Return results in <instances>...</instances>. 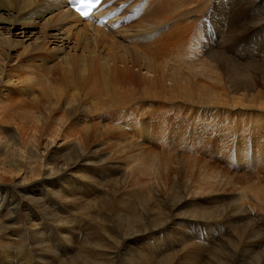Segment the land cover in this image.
<instances>
[{
  "label": "rangeland",
  "instance_id": "1",
  "mask_svg": "<svg viewBox=\"0 0 264 264\" xmlns=\"http://www.w3.org/2000/svg\"><path fill=\"white\" fill-rule=\"evenodd\" d=\"M229 1L222 3L226 11ZM221 18L219 12L210 18L214 33ZM48 21L22 20L14 34L31 46L45 31L54 56L70 54L90 68L76 73L81 85L61 83L50 73L51 83L44 79L47 86L36 90L40 97L57 93L81 105L64 133L61 112L53 114L41 145L34 130L32 137L16 119L0 116V264H264V28L228 44L221 32L212 33L202 37L196 57L182 52L193 66L168 71L198 76L185 84L195 94L191 103L172 99L171 91L141 95L146 88L133 74L147 80L151 74L113 64L126 52L113 48L117 35H98L80 48L74 34L81 26L50 20L45 30ZM223 25L229 26L226 17ZM53 30L62 32L68 48L53 44ZM209 49L230 59L212 61V79H204ZM22 51L12 45L10 54L16 59ZM0 54L5 57L1 47ZM98 63L110 72L99 76ZM119 72L124 82L116 85ZM19 85L0 90L1 104L18 112L19 106L28 109L20 103L27 96L16 90ZM128 94L134 98L128 104L110 99ZM49 141L52 147H44Z\"/></svg>",
  "mask_w": 264,
  "mask_h": 264
},
{
  "label": "bare ground",
  "instance_id": "2",
  "mask_svg": "<svg viewBox=\"0 0 264 264\" xmlns=\"http://www.w3.org/2000/svg\"><path fill=\"white\" fill-rule=\"evenodd\" d=\"M223 2L224 0H104L102 3L103 8L98 14L115 11L116 14L110 22L119 20L121 23L117 27L106 25L99 27L89 21L80 19L70 10L67 0H0V47L5 54V57L0 59L5 62L4 64L0 63V90L3 89L2 87L18 81L20 85L16 90L27 96L25 99L21 98L20 103L28 107L26 109L24 106H19L18 112L11 104H1L0 100V108L2 109L0 116L4 120L16 119L23 126L24 132H28L30 129L32 137L34 130V138L37 140L38 145H41L42 136L54 113H62L63 121L60 123L59 131L64 133L69 125V120H73L77 109L81 106L75 101L68 103L67 99L57 93L52 99H46L44 96L40 97L38 95L36 90L39 88L44 89L47 86L44 82L49 81L54 73L57 74L56 79L60 77L61 83L70 82V79H72L76 86L81 85L82 81L79 82L76 79V73L88 71L90 63L87 60L70 56V54L60 58L54 56L53 48L50 50L47 48L45 31H43L44 36L38 38L31 46L25 45L24 41L14 34V30L22 23V20L27 21L34 16H37L40 20H49L43 25L45 30L50 20H56L66 25L75 23L73 26L76 24L81 26L80 30L74 34L77 35V42L81 41L80 48H83L84 43L91 44L92 38L97 40L98 35L110 39L112 38L107 33L117 35V39L112 40L113 44L116 45L113 48L118 49L121 46L126 52H119L117 56L113 54L115 56L113 64L118 61L123 63L127 70L130 66L136 67L137 71L144 70L151 74L150 80L145 79L139 72L133 74L139 85L146 88L141 95L162 97L171 91L170 96L172 99L187 98L191 103H194L192 99L195 94H189L185 84L195 83L194 80H197L198 76H177V72L174 73L168 70H171L176 64L193 66L194 63L185 62L181 58V54L184 52L188 56L196 57L197 52L195 50L196 47H199L202 37H207L215 32L213 23H210V18L215 19L218 12L222 16L217 21L219 30L216 29L214 34L221 32V39H224L225 44H228L227 41L232 38L244 36L246 32L253 28H256L253 30L257 31L264 28V0H230L227 3L231 6L229 11L225 10ZM239 3L241 4L235 7ZM250 10H253L252 15ZM204 17H207L205 23H203ZM225 17L229 22L227 28H224L223 25V18ZM24 23V27H27V22ZM83 23H86V25ZM69 28L71 29V26ZM70 29L69 31L72 30ZM53 32L51 34L53 35L51 37H55L52 41L53 44L59 45L60 48H68V41H65L62 32L60 30H53ZM251 32L253 31L251 30ZM27 33L25 32V36ZM90 33L92 34L87 36ZM33 34L35 33L32 32L31 35ZM193 35L194 39L189 41ZM29 38L27 36V40ZM12 45L23 49L16 59H13L14 56L10 54ZM193 46L194 50H192ZM76 47L79 46L76 45ZM89 50H93V48L89 46ZM105 56L111 58V54L105 53ZM222 56L225 57L224 61L230 59L218 49L207 51V57L202 59L203 62L208 60L203 65L204 79H212V61L221 60ZM51 58L60 59L59 63L62 64L58 63L52 67L45 64V61H50ZM11 62L13 64L10 66ZM9 66L12 69H8ZM106 66L107 64L103 63L97 64L95 71L99 72V76L110 72ZM216 66L214 64V67ZM13 69L15 73H13ZM127 70L124 68L120 72L126 73ZM19 71L27 72L29 76L21 78ZM120 72L118 76L117 74L114 75L116 76L114 80L116 85L122 81ZM167 72H172L169 77ZM50 73H53L51 77L49 76ZM44 79L45 81H43ZM123 80L125 79L123 78ZM169 80L171 85L167 87L166 81ZM110 99L113 103H125L126 101L128 104L134 98L128 94L122 100L116 99L112 95H110ZM188 106L192 107L193 104ZM146 112L147 109L144 113ZM68 135L66 134L65 137H68ZM19 137L21 139L20 134ZM48 145L52 147L50 141L44 143V147ZM45 167L49 168L47 163ZM19 171L23 173L25 178L29 177L25 170L19 169ZM50 179L48 177L47 181ZM32 186L31 184L28 189L30 190ZM31 199L39 200L41 198L32 197ZM11 264L19 263H15V259H13Z\"/></svg>",
  "mask_w": 264,
  "mask_h": 264
},
{
  "label": "snow or ice",
  "instance_id": "3",
  "mask_svg": "<svg viewBox=\"0 0 264 264\" xmlns=\"http://www.w3.org/2000/svg\"><path fill=\"white\" fill-rule=\"evenodd\" d=\"M96 3H97V0H79V4L85 9L91 8ZM77 10L79 11V9H77ZM80 15L81 16H87V15H89V12L87 10L80 11Z\"/></svg>",
  "mask_w": 264,
  "mask_h": 264
}]
</instances>
